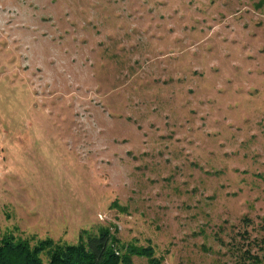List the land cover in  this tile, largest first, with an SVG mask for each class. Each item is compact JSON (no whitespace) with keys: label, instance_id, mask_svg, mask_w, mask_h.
I'll list each match as a JSON object with an SVG mask.
<instances>
[{"label":"rangeland","instance_id":"rangeland-1","mask_svg":"<svg viewBox=\"0 0 264 264\" xmlns=\"http://www.w3.org/2000/svg\"><path fill=\"white\" fill-rule=\"evenodd\" d=\"M101 228L264 264V0H0V238Z\"/></svg>","mask_w":264,"mask_h":264},{"label":"trees","instance_id":"trees-1","mask_svg":"<svg viewBox=\"0 0 264 264\" xmlns=\"http://www.w3.org/2000/svg\"><path fill=\"white\" fill-rule=\"evenodd\" d=\"M134 256L159 262L152 246L125 244L108 228L84 231L75 243L46 238L32 245L9 233L0 238V264H134ZM248 258L256 260L253 255Z\"/></svg>","mask_w":264,"mask_h":264}]
</instances>
